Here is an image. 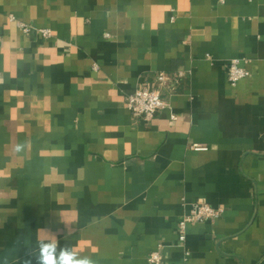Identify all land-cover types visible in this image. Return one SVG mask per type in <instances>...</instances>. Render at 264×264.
<instances>
[{"label": "crops", "instance_id": "0c3cea01", "mask_svg": "<svg viewBox=\"0 0 264 264\" xmlns=\"http://www.w3.org/2000/svg\"><path fill=\"white\" fill-rule=\"evenodd\" d=\"M161 71L169 107L135 117ZM196 203L225 211L182 245ZM44 230L94 264H264V0H0V264Z\"/></svg>", "mask_w": 264, "mask_h": 264}, {"label": "built area", "instance_id": "2783aa9c", "mask_svg": "<svg viewBox=\"0 0 264 264\" xmlns=\"http://www.w3.org/2000/svg\"><path fill=\"white\" fill-rule=\"evenodd\" d=\"M12 21H16L20 29L27 35L33 32H38L44 37L52 36V31L49 28H38L30 23L17 20L15 16L10 15ZM249 59L235 58L228 62L227 72L230 82L235 85L240 80L250 75L249 69L243 65L248 63ZM183 77L182 73H169L161 71L156 74L153 81L145 79L133 91L125 96L126 107L132 112L135 117L144 119L145 121H152L157 114L163 109L169 107L168 100L164 97V90H169L171 93L177 91L178 86ZM176 118L175 116H173ZM196 150L207 149V146L194 145ZM223 207H214L208 203L193 204L191 211L185 214L179 221V241L182 245L187 239V228L191 223L203 221H216L224 214ZM152 264H162L164 255L161 248L151 251L147 257Z\"/></svg>", "mask_w": 264, "mask_h": 264}, {"label": "clouds", "instance_id": "9594fccd", "mask_svg": "<svg viewBox=\"0 0 264 264\" xmlns=\"http://www.w3.org/2000/svg\"><path fill=\"white\" fill-rule=\"evenodd\" d=\"M45 232L48 235L35 241L34 249L27 252L29 259L24 260L23 264H32V259L36 264H94L90 257L79 255L73 247H60L56 234Z\"/></svg>", "mask_w": 264, "mask_h": 264}]
</instances>
